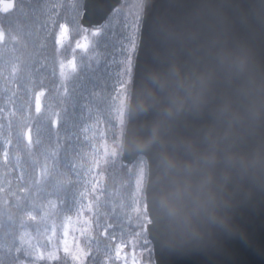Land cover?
<instances>
[{
	"label": "water",
	"instance_id": "water-1",
	"mask_svg": "<svg viewBox=\"0 0 264 264\" xmlns=\"http://www.w3.org/2000/svg\"><path fill=\"white\" fill-rule=\"evenodd\" d=\"M15 2L0 0V15L11 14ZM121 3L83 0L82 29L100 30ZM226 52L244 63H225ZM171 70L207 78L203 104L165 117L166 94L158 92L161 103L141 111L146 78ZM133 132L145 147L132 141ZM257 155H264V0H144L120 161H146V235L155 264H264V167L243 164ZM197 157L207 159L193 182L211 177L228 227L206 225L200 239L171 242L154 215L159 177L168 160L186 166Z\"/></svg>",
	"mask_w": 264,
	"mask_h": 264
},
{
	"label": "trees",
	"instance_id": "trees-1",
	"mask_svg": "<svg viewBox=\"0 0 264 264\" xmlns=\"http://www.w3.org/2000/svg\"><path fill=\"white\" fill-rule=\"evenodd\" d=\"M81 1H75L76 12L80 11ZM69 4L68 0H18L11 15L0 16V35L7 40L3 52L18 77L14 86L24 70L36 71L38 87L54 92L58 80L53 68H47L45 63L69 57V53H57L54 41L62 26L71 27L70 19L65 17ZM125 6L126 3L118 11ZM115 14L105 28L116 22ZM139 23L133 38L128 33L116 34V30L103 41L97 56L99 64L71 82L78 90L84 82L81 95L69 86L65 96L49 108L43 119V104L38 112L33 105L36 145L26 144L22 135L26 127L16 118H9L7 132L0 135V264H104L111 251L110 230H115L121 239L133 231L131 212L118 213L116 220L112 210L114 196L125 197L129 190L127 168L119 158L132 61L127 68L125 88L121 89V123L118 125L120 118L101 117L99 123H90L81 131L75 118L79 110L90 117L94 106L106 111L101 101L105 51L115 50L112 60L116 64L123 48L122 36L124 41L136 44ZM34 27L43 32L45 45L39 46L41 49L29 44L26 37ZM33 52L39 61L37 65ZM45 68L48 73L43 75Z\"/></svg>",
	"mask_w": 264,
	"mask_h": 264
},
{
	"label": "rangeland",
	"instance_id": "rangeland-1",
	"mask_svg": "<svg viewBox=\"0 0 264 264\" xmlns=\"http://www.w3.org/2000/svg\"><path fill=\"white\" fill-rule=\"evenodd\" d=\"M76 3H70L71 7L67 9L68 11L66 10L65 14V17L68 16L71 23V27L66 26L68 27V36L62 42H59L60 28L54 38L57 53L62 55L69 53L68 59H59L55 63L54 59H51L50 63H45L47 68H53L58 80L54 92H47L38 87L40 82L36 71L32 73L29 70H24L20 75L18 84L14 86L18 77L13 72L12 66L6 60V55L3 52L7 40L0 35V95L2 97L0 99V135L7 132L9 118H16L20 121V124L26 127L25 133L27 131L31 133L28 135L29 144L36 145L37 131L33 129L34 96H39L43 104L40 115V118L43 119L49 108L55 106L65 96L69 86H72L77 95H81L84 82L81 81L79 84L81 90L76 88L75 83L71 85V82L81 76L83 72L93 70V67L99 64L97 56L99 51L103 49L102 43L105 39L107 40L108 37L113 36L116 30H118L116 34L124 35V33H128L130 38L135 35V26L139 23L143 0H127L125 8L116 12V17L113 19L116 22L114 24L111 22L109 27L98 32L81 28L79 24L80 11H75ZM111 27L112 29H110ZM41 33L43 32L40 28L34 27L31 34L26 36L29 38V44L32 42L33 45L41 49L40 47L45 45V39H43ZM124 39L125 37L122 36L121 46L123 48L116 57V64L112 60V57L115 56V50L112 48L105 51L107 58L102 62L104 83L101 90V101L106 107V111L94 106L92 115L86 118L83 111L79 110L75 123L81 131L90 123H99L101 117L117 120L120 118L118 125L121 123L122 115L118 116L119 111L122 114L124 110V91L121 89L125 88L124 80L127 78V68L129 63L133 61L131 51H134L136 45L134 42L124 41ZM100 41L101 46L99 48ZM32 56L36 61L35 65H37L39 61L36 59V53L33 52ZM47 68L42 71L43 75L48 73ZM96 105H99V103H96ZM25 133H22L23 137H25ZM126 168L129 190L125 197L117 198L114 196L112 210L116 213V220H119L118 213L131 212V216L134 217L132 220L133 231L125 236L126 239H121L117 236L115 230H110L109 246L111 251L106 254L104 264H154L151 246L144 236L147 217L144 209L143 193L140 192L145 184L144 172L141 174L142 171H146L145 162L137 160L133 165ZM68 227L70 228V225ZM64 250H67V243Z\"/></svg>",
	"mask_w": 264,
	"mask_h": 264
},
{
	"label": "clouds",
	"instance_id": "clouds-1",
	"mask_svg": "<svg viewBox=\"0 0 264 264\" xmlns=\"http://www.w3.org/2000/svg\"><path fill=\"white\" fill-rule=\"evenodd\" d=\"M225 63H240L244 60L239 53H224ZM207 88V78L193 73L181 76L176 70L149 75L142 85L138 107L141 111L159 105L161 97L158 92L165 93L166 105L162 114L171 116L185 108L200 107L204 101ZM166 119H162L156 128L160 131ZM132 141L138 147L146 145L139 143L137 135L131 134ZM197 157L193 163L181 165L168 160L159 177V191L155 196L154 215L161 234L171 242H183L188 239H200L204 235L206 225L228 227V219L221 214V201L212 191L211 177L198 184L193 182V173L201 169V161ZM246 170L264 167V155H257L248 161H243Z\"/></svg>",
	"mask_w": 264,
	"mask_h": 264
}]
</instances>
